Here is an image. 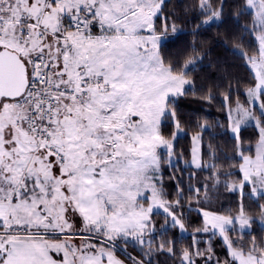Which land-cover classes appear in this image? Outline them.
<instances>
[{"label":"snow or ice","instance_id":"6c2138e0","mask_svg":"<svg viewBox=\"0 0 264 264\" xmlns=\"http://www.w3.org/2000/svg\"><path fill=\"white\" fill-rule=\"evenodd\" d=\"M160 257L264 264V0H0V264Z\"/></svg>","mask_w":264,"mask_h":264},{"label":"trees","instance_id":"16d2710c","mask_svg":"<svg viewBox=\"0 0 264 264\" xmlns=\"http://www.w3.org/2000/svg\"><path fill=\"white\" fill-rule=\"evenodd\" d=\"M188 0H173V3L180 6L181 8ZM216 29H212L210 32L202 33L199 40L205 41L204 51L208 52V56L205 58L204 64L201 65V71L198 72V75L201 77L206 76H218L220 73L214 71L210 65L216 64L217 67L224 66L229 71L242 72L241 69L233 68V65H237L239 62L231 55L232 47L228 45L227 47H221V39H218L215 35ZM190 39V38H189ZM191 98V97H190ZM182 113L187 114L188 109H181ZM205 111L210 112L209 119L218 118L219 113L216 111L215 107L211 109H206ZM248 133H245L247 135ZM207 143V137L205 138ZM217 144H223L222 140H217ZM167 179V178H166ZM256 231L259 232V227L256 228ZM161 264H171V261H165L164 257H160Z\"/></svg>","mask_w":264,"mask_h":264}]
</instances>
